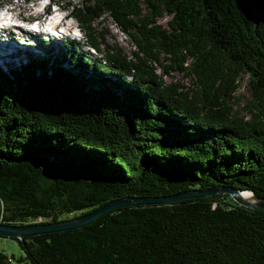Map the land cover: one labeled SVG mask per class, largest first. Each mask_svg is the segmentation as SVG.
<instances>
[{
	"label": "trees",
	"instance_id": "16d2710c",
	"mask_svg": "<svg viewBox=\"0 0 264 264\" xmlns=\"http://www.w3.org/2000/svg\"><path fill=\"white\" fill-rule=\"evenodd\" d=\"M75 1L103 57L66 45L0 65V222L216 186L264 198V0ZM104 14L130 55L92 27ZM13 239L25 255L0 249V264H264V210L218 193Z\"/></svg>",
	"mask_w": 264,
	"mask_h": 264
},
{
	"label": "water",
	"instance_id": "95a60500",
	"mask_svg": "<svg viewBox=\"0 0 264 264\" xmlns=\"http://www.w3.org/2000/svg\"><path fill=\"white\" fill-rule=\"evenodd\" d=\"M250 190H240L233 186H216L205 189H191L180 191L171 195L162 196H140V197H123L110 200L98 208L72 219L48 223H32L25 225H14L0 222V236L6 238H18L24 241L25 238L48 234L54 232L68 231L91 224L101 218L103 215L122 207L144 206V205H164L174 203L184 199L202 198L214 194H229L239 204L264 210V198L256 195L253 191V200H246L242 192Z\"/></svg>",
	"mask_w": 264,
	"mask_h": 264
},
{
	"label": "rangeland",
	"instance_id": "374dc122",
	"mask_svg": "<svg viewBox=\"0 0 264 264\" xmlns=\"http://www.w3.org/2000/svg\"><path fill=\"white\" fill-rule=\"evenodd\" d=\"M23 2V5L25 6V10L24 13L26 14V16L32 15V14H36L37 12L41 11V7L38 5V1L39 0H32V2H25L23 0H12V2L14 4H20V2ZM59 1L60 4L65 5L66 7L68 6V1L69 0H56ZM12 2H10V0H6L3 4L7 3L8 7L12 6ZM25 2V3H24ZM43 4H45L47 2V0H42ZM78 1H75L74 4L78 3ZM72 9L73 7H67V11L64 13H72ZM17 12V11H16ZM160 22L163 25L167 24V17H162L160 18ZM68 24H73L74 25V29H75V25H79V22L76 19H72L68 21ZM66 25L64 28H62V31L59 32V36H58V40L57 42H55L54 44H49L50 45V53H53V51H55L56 47H58V49L56 50V52H58V50H60L63 46L69 45V46H73L75 45L80 51L82 52H91V58L97 59V58H101L103 57V55L106 53V45H102L101 46V52L99 51H95L94 49L90 50V47L87 43V39L85 36V33L82 31L80 34V36H76L75 32L73 30H69ZM92 27L96 28L99 32H101V34L103 33L104 36L103 38L105 39V41L109 44V45H117L119 47H121L124 52L128 55H130L131 50H134V46L132 45V41L130 40L129 36L126 35L124 32H122L120 30V28H118L115 23L112 21V19L110 17H108L106 14L102 15L101 17H98L97 19H95L92 23H91ZM76 30V29H75ZM19 30H14L13 32H11L12 34H15L16 32H18ZM78 31V30H76ZM10 32V31H9ZM10 41L11 43L17 44L12 36L10 35ZM16 39V38H14ZM23 42V41H21ZM41 42V41H40ZM42 43V42H41ZM57 45V46H56ZM39 50L41 49H37V54L39 53ZM43 55H41L42 58ZM0 60H2V62L0 64H3L4 66H6V63H11L12 61H14L13 64H17L19 63V60L22 62L26 61V59H11V58H0ZM5 70L7 69L6 67H4ZM160 71V70H159ZM166 81H179L181 83H184L185 85H190V79L184 75L183 73L177 72V71H173L172 73H170L169 75H166L165 77ZM243 93L246 95V97L250 96L249 91L247 90V87L245 86V84L240 88L239 93ZM245 99L242 101V104H244ZM0 249L5 251L8 255L12 256L14 255L15 260L17 262V258L25 255V251L22 249V247L20 246L19 242L16 239L13 238H6V237H1L0 238ZM17 264H24V263H17Z\"/></svg>",
	"mask_w": 264,
	"mask_h": 264
},
{
	"label": "bare ground",
	"instance_id": "6f19581e",
	"mask_svg": "<svg viewBox=\"0 0 264 264\" xmlns=\"http://www.w3.org/2000/svg\"><path fill=\"white\" fill-rule=\"evenodd\" d=\"M19 7L21 8V10H19V8H16L15 10L17 11L14 15L15 16H17V17H25L26 16V14L24 13V10H25V6L23 5V2L21 1L20 2V4H19ZM72 26V24H70L69 26H67L68 27V29L70 28ZM36 27H37V25H36ZM48 28V27H47ZM50 28V27H49ZM53 30L55 29V28H52ZM6 30L9 32H13L14 30H19V28L18 27H15V26H8V27H6ZM20 31V30H19ZM24 32H26V31H24ZM17 40V39H16ZM57 46V45H56ZM4 56L5 57H7V58H11L12 56H13V54L12 55H9V53H5L4 54ZM3 59V58H2ZM242 194V196L246 199V200H250V201H252L253 200V194H252V192L251 191H244V192H242L241 193Z\"/></svg>",
	"mask_w": 264,
	"mask_h": 264
}]
</instances>
